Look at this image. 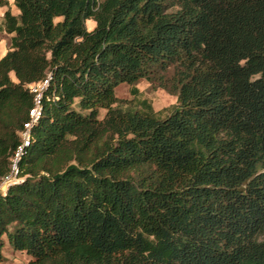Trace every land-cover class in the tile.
Listing matches in <instances>:
<instances>
[{"label": "trees", "instance_id": "trees-1", "mask_svg": "<svg viewBox=\"0 0 264 264\" xmlns=\"http://www.w3.org/2000/svg\"><path fill=\"white\" fill-rule=\"evenodd\" d=\"M12 4L0 181L49 80L0 194V262L6 236L29 264H264V0ZM140 81L176 98L164 117L116 99Z\"/></svg>", "mask_w": 264, "mask_h": 264}, {"label": "rangeland", "instance_id": "rangeland-1", "mask_svg": "<svg viewBox=\"0 0 264 264\" xmlns=\"http://www.w3.org/2000/svg\"><path fill=\"white\" fill-rule=\"evenodd\" d=\"M14 11L15 8L13 7ZM87 30H90V26L86 25ZM132 88L137 91V96L134 98L131 94ZM115 97L119 101H132V105L136 104L137 100H146L152 107L153 111L157 113L159 117H164L168 110L176 104V98L167 94L165 91L159 88H153L146 81H140L136 85L129 86L121 84L115 89ZM101 117L104 112H100ZM12 228L10 229V231ZM264 239V233L258 238L259 241ZM2 257L3 260L0 264H29L30 257L23 252H17L12 250L8 244L6 236L2 238Z\"/></svg>", "mask_w": 264, "mask_h": 264}, {"label": "built area", "instance_id": "built-area-1", "mask_svg": "<svg viewBox=\"0 0 264 264\" xmlns=\"http://www.w3.org/2000/svg\"><path fill=\"white\" fill-rule=\"evenodd\" d=\"M48 80L49 75H47L43 81L27 86L28 91L33 95L32 106L28 110L27 122L24 123L22 130L18 133L19 143L10 158L9 171L0 181L1 195H4L10 185L17 183L20 180L17 178L18 161L23 155L25 149L30 145V132L41 115V96L48 85Z\"/></svg>", "mask_w": 264, "mask_h": 264}, {"label": "crops", "instance_id": "crops-1", "mask_svg": "<svg viewBox=\"0 0 264 264\" xmlns=\"http://www.w3.org/2000/svg\"><path fill=\"white\" fill-rule=\"evenodd\" d=\"M8 3H9V9L11 13L13 15H17L18 12L16 11V9L15 11L13 9L14 7L12 4L13 0H8ZM5 10L6 8H0V57H3L9 49V36L3 32L2 27H1L2 17H3V13ZM86 25L90 26V30H92L94 27V23L92 21H87Z\"/></svg>", "mask_w": 264, "mask_h": 264}]
</instances>
